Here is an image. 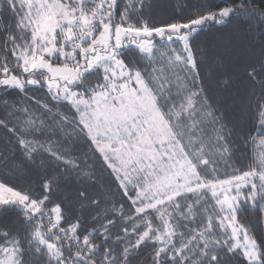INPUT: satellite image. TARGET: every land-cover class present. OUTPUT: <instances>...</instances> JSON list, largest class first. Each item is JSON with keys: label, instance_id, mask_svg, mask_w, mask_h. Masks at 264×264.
Returning <instances> with one entry per match:
<instances>
[{"label": "snow or ice", "instance_id": "snow-or-ice-1", "mask_svg": "<svg viewBox=\"0 0 264 264\" xmlns=\"http://www.w3.org/2000/svg\"><path fill=\"white\" fill-rule=\"evenodd\" d=\"M245 214L264 0H0V264H264Z\"/></svg>", "mask_w": 264, "mask_h": 264}, {"label": "trees", "instance_id": "trees-1", "mask_svg": "<svg viewBox=\"0 0 264 264\" xmlns=\"http://www.w3.org/2000/svg\"><path fill=\"white\" fill-rule=\"evenodd\" d=\"M170 2L175 3V0H170ZM190 3H212L217 5L218 7H223L226 4V0H189ZM170 9H161L157 12V15L155 16V20L157 22L167 19L168 15L170 14ZM219 28V26H217ZM229 35H231V26H229L228 29H223L222 31L218 32L217 29H213L211 32H208L204 35H202L199 38V43L202 47H205L209 53H217L222 50L224 39H226ZM259 33H257V36ZM258 41H254V43H257ZM246 84L238 82L236 84V88L240 90L241 94H244ZM259 93L257 92V95ZM258 121V113L254 110V108L250 111H248L244 116V123L246 126V130H254V126L256 125ZM242 155V152L239 154ZM15 182V181H13ZM39 184V180L34 178L33 185L36 186ZM17 186H20L19 184ZM72 193V189L68 188L65 189L63 192V195H70ZM6 218H0V220H3ZM241 223L246 224L250 230L253 232V234L258 239H264V220H258L254 217H250L247 214H245L241 218Z\"/></svg>", "mask_w": 264, "mask_h": 264}]
</instances>
